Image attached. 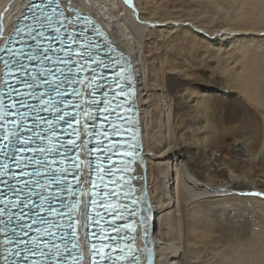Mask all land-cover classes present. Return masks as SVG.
<instances>
[{"label": "bare ground", "instance_id": "1", "mask_svg": "<svg viewBox=\"0 0 264 264\" xmlns=\"http://www.w3.org/2000/svg\"><path fill=\"white\" fill-rule=\"evenodd\" d=\"M30 1L0 0V49ZM67 1L101 24L110 40L95 37L114 54L124 53L135 76L141 263L152 228L154 264H264V64L236 45L239 36L264 33V0H237L234 23L213 26L209 34L202 33V21L182 17L196 7L226 12L229 0H171L184 13L174 18L157 12L154 0ZM75 10L66 13L78 23ZM152 33L159 47L150 54ZM180 43L208 45L214 53L234 49L243 64L237 72L221 64L223 76L212 78L204 56L186 58ZM81 176L86 186V168ZM82 246L87 264L83 231Z\"/></svg>", "mask_w": 264, "mask_h": 264}, {"label": "snow or ice", "instance_id": "2", "mask_svg": "<svg viewBox=\"0 0 264 264\" xmlns=\"http://www.w3.org/2000/svg\"><path fill=\"white\" fill-rule=\"evenodd\" d=\"M49 8L52 9L51 13L48 12ZM30 9L32 20L39 25V28H34L31 25L17 28V35L21 36L20 47L0 49L8 56V59L3 62L5 67L10 69V72H6L5 76H12L11 81L4 79L3 83L0 84V156L4 158L3 162H0V184L7 188V192L0 191V205H2L0 206V225H3L0 228V233L5 237L4 251L6 253L3 262L4 264H80L82 257L73 254V249L79 247L76 243L79 227L86 229L89 227V221L98 224L100 220H103L100 211H95L93 215L89 213L88 206H92L93 209L102 207L105 211H114L120 207L125 212L127 206L114 205L110 200L100 197L97 190L99 185H94L90 189L96 198L89 199L83 208H78L81 203L80 200L66 201L60 195L66 192L74 197L75 190L66 180L69 169L63 166L54 167L57 165L55 157L60 156L61 161L68 160L67 153L76 145L71 140L68 142L71 147L60 141L58 147L54 140L56 137L54 121L46 119L40 113L54 112L56 121H63L64 116L60 115V110L56 108L57 102L51 97L54 94L60 98V102H63L64 93L61 89L65 83L72 81L65 74L63 68L56 67L53 70L48 65L70 66L73 63L71 59L74 51L72 49L73 44L78 46L76 50L78 55L87 62L91 58L90 49L95 45L93 41L88 39L87 28L70 34L62 21L57 26V17H64V14L62 11H58L59 4L56 0H47V3H33ZM64 19L67 18L64 17ZM69 23L72 22L69 21ZM62 27L64 28L63 32L61 31ZM49 29L57 35L46 37L45 32ZM45 39L48 40L47 44L44 43ZM57 40L59 47H53V41ZM28 41L33 43L29 44ZM11 42L17 43L16 40ZM61 52L64 53V57L59 55ZM93 63H98L102 69L110 68L109 64H104L102 61H93ZM95 71L93 69L94 74ZM70 72L71 68L69 67ZM118 73L121 77H126L130 83V69L121 67L118 69ZM113 84L121 89L115 93L116 96L127 95L118 81L113 80ZM40 88H43L44 91L38 92L37 90ZM73 94H75V90H73ZM45 95L49 96L48 100L44 99ZM30 101H38V104ZM115 107H120V103H116ZM29 119H31L30 126ZM42 124H46L47 127L41 130ZM37 140L40 143L33 147ZM45 141H47V145H45ZM61 148L64 149L63 152L60 151ZM125 155L134 156L135 153L134 151L126 152ZM132 162L134 161L127 163ZM75 166V163L72 162L69 168ZM29 167H33L34 170L32 172L25 171ZM130 170L132 169L129 167L120 169L122 172ZM98 172L103 173L98 176L101 182L104 180V175H113L102 164L98 165ZM25 177L28 178L25 179ZM42 179L44 183H41ZM113 182L115 183V181ZM52 185L57 186V193L45 196V190ZM36 189L40 191H36ZM104 195L114 197L116 194L107 192ZM33 196L39 198V204L33 200ZM58 197L60 208L52 206V202ZM132 203L135 204L136 201L133 200ZM61 209H67V211ZM77 210L80 219H76ZM41 213H48L53 219H46ZM123 214L116 212L115 215L119 219ZM131 214L135 215V211ZM98 217L100 220H97ZM141 222L143 223V220ZM101 227L103 231L107 230L103 226ZM125 227L129 226L126 225ZM112 230L119 231L115 226H112ZM57 232H60L59 236H57ZM96 235L93 233V236ZM69 236L71 238L66 239ZM99 238L104 239L105 237L100 236ZM56 239L62 241L63 248L60 244L55 243ZM111 239L121 238L111 237ZM10 244L16 245L15 251L7 247ZM69 244H71V248ZM109 247H111V251L105 252L103 250ZM128 247L131 250V245ZM116 249H120L121 254L114 256L113 253ZM147 251L149 264H152V250L148 249ZM90 255V264H117L118 261H126L127 264H139L135 256H131L129 259V254L123 253L119 243L114 246L105 244L99 248L97 244L93 243L91 244ZM9 256H15L17 259L10 260Z\"/></svg>", "mask_w": 264, "mask_h": 264}, {"label": "rangeland", "instance_id": "3", "mask_svg": "<svg viewBox=\"0 0 264 264\" xmlns=\"http://www.w3.org/2000/svg\"><path fill=\"white\" fill-rule=\"evenodd\" d=\"M154 3H155V7H157V12L164 14L165 18H168V17L174 18L177 15L178 16L184 15L182 9L179 6H176L177 3H174L171 0L169 1L154 0ZM236 8H238V1L229 0L228 5L226 6V9H227L226 12L219 11L218 13L212 14L211 12L207 11V13H205L206 10H204V7L202 8L196 7L197 11L190 13L191 14L190 18L182 17V19L202 21L203 23V26H202L203 31L201 30L202 33L209 34L213 31V29L215 30L217 29V28H212L213 26H219L220 24H225V23H226L225 25L233 24L234 20L236 19L235 16H237ZM166 10L168 11L165 12ZM188 23L189 22H186L184 24H188ZM239 37H241L242 39H240V42H238L236 45L241 44V46H244V49H245L244 52L246 53L247 56L254 55L256 57H259L261 62H263L262 64H264V33H262V35H260L259 37H249V36H246V38H244L243 36H239ZM147 39H148L147 40V51L150 53L151 50H154V52L156 53L159 47L157 38H155V35L152 33ZM160 42L161 41H159V43ZM205 44H208V43H205ZM203 49H206V50H203ZM210 50L211 48L209 47L208 49V45L204 47L200 45V43L198 44L195 43L194 45L191 43H189L188 45L184 43V45L181 44L180 52L186 58L190 57V55H192L193 57L200 56V55L204 56L203 59H205V63L208 66V69L210 71L209 76L212 78H221L223 76L221 75L220 70H219V66L221 64L226 65L228 68L236 72L238 71V68L243 64L240 58H238L239 56L238 52L234 51V49L233 50L231 49L228 53L226 52L214 53V52H211ZM247 205L248 206L250 205L251 208L253 207L254 210H258L259 208V206L257 207V205L255 204V202H247Z\"/></svg>", "mask_w": 264, "mask_h": 264}, {"label": "water", "instance_id": "4", "mask_svg": "<svg viewBox=\"0 0 264 264\" xmlns=\"http://www.w3.org/2000/svg\"><path fill=\"white\" fill-rule=\"evenodd\" d=\"M1 49H4V47H2ZM0 55H1V51H0ZM127 60H128V57L127 56H124ZM149 219L151 220V222L153 221L152 220V217L150 216ZM152 227V226H151ZM151 231H152V228H150L149 230V233L144 236V247H145V251H146V254H145V263H142V264H149V256H148V249H151L152 250V264L153 263V258H154V251H153V239H152V236H151Z\"/></svg>", "mask_w": 264, "mask_h": 264}]
</instances>
